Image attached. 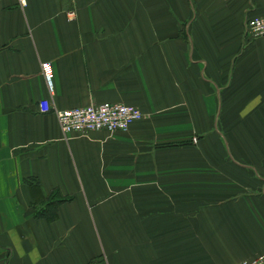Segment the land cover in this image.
<instances>
[{
	"label": "crops",
	"instance_id": "0c3cea01",
	"mask_svg": "<svg viewBox=\"0 0 264 264\" xmlns=\"http://www.w3.org/2000/svg\"><path fill=\"white\" fill-rule=\"evenodd\" d=\"M261 15L264 0H0V264L264 253V38L246 32ZM44 99L124 103L144 119L64 138ZM53 193L70 202L36 219L33 201Z\"/></svg>",
	"mask_w": 264,
	"mask_h": 264
},
{
	"label": "built area",
	"instance_id": "2783aa9c",
	"mask_svg": "<svg viewBox=\"0 0 264 264\" xmlns=\"http://www.w3.org/2000/svg\"><path fill=\"white\" fill-rule=\"evenodd\" d=\"M22 6L25 0H19ZM246 32L252 39L264 38V15L252 17L246 22ZM47 92L53 94V72L51 63H40ZM38 112L47 114L52 112L56 118L62 137L71 134L84 135L89 132H105L109 135L126 133L130 126L142 118L140 109L122 103H100L78 106L66 110L52 109L48 99L39 101ZM238 264H264V253L250 261Z\"/></svg>",
	"mask_w": 264,
	"mask_h": 264
},
{
	"label": "trees",
	"instance_id": "16d2710c",
	"mask_svg": "<svg viewBox=\"0 0 264 264\" xmlns=\"http://www.w3.org/2000/svg\"><path fill=\"white\" fill-rule=\"evenodd\" d=\"M27 185L29 186V189L31 191L32 196L39 194V185L38 182L33 179L29 178L27 179ZM68 198H60L58 197V193H53L50 197L48 202L44 201L43 203H40V201H33V203L39 205V207H35L34 217L36 219L43 218L48 222H52L57 217V208L61 203L64 202H70L67 201ZM42 204V205H40ZM44 206V207H43Z\"/></svg>",
	"mask_w": 264,
	"mask_h": 264
},
{
	"label": "rangeland",
	"instance_id": "374dc122",
	"mask_svg": "<svg viewBox=\"0 0 264 264\" xmlns=\"http://www.w3.org/2000/svg\"><path fill=\"white\" fill-rule=\"evenodd\" d=\"M122 104H124V103H122ZM141 111V110H140ZM142 113V112H141ZM144 119V115H143V113H142V118L139 120V121H137V122H135L134 124H136V123H139V122H141L142 120ZM132 126V125H131ZM130 126V127H131ZM129 130H130V128H129ZM129 130L127 131V132H129ZM126 132V133H127ZM46 202H48V201H46ZM87 202V204L89 205V201H86ZM91 202V201H90ZM113 203V201H101V207L104 209H110V208H114V205H111ZM119 203H121L122 204V206H119L120 204H118L117 205V207H116V211H118L119 213H124V201L123 202H119ZM90 206V209L92 208L91 207V205H89ZM44 207V206H43ZM88 207V206H87ZM124 222V221H123ZM124 224V223H123Z\"/></svg>",
	"mask_w": 264,
	"mask_h": 264
}]
</instances>
